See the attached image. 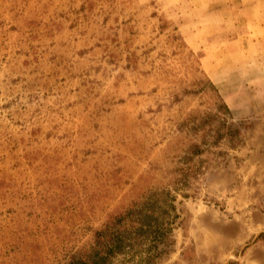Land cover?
Here are the masks:
<instances>
[{
    "label": "rangeland",
    "instance_id": "1",
    "mask_svg": "<svg viewBox=\"0 0 264 264\" xmlns=\"http://www.w3.org/2000/svg\"><path fill=\"white\" fill-rule=\"evenodd\" d=\"M206 78L231 114L182 177ZM145 199L110 264H264V0H0V264H52Z\"/></svg>",
    "mask_w": 264,
    "mask_h": 264
},
{
    "label": "trees",
    "instance_id": "2",
    "mask_svg": "<svg viewBox=\"0 0 264 264\" xmlns=\"http://www.w3.org/2000/svg\"><path fill=\"white\" fill-rule=\"evenodd\" d=\"M199 72L201 73V71ZM206 80V83L200 86V90L205 93L207 88H211L216 98L221 102V105L216 108V113L212 115V118L210 115H206L204 118L201 117L198 123L191 128L194 134H200V136L203 138L206 136V138H204L200 144L192 143L189 148L187 147L184 153L177 156L178 163L186 167L178 169L182 177L187 176L186 170L192 171V167H190L189 164L192 162L193 158L203 153V148H201L200 145L205 147L211 146L212 141L208 138L210 137L209 133L212 132L209 127L211 125L210 122L215 118H222L223 120L226 114H231L209 79L206 78ZM214 104L215 102H212V105ZM224 123L225 122H222V125ZM183 125L187 126L185 123H183ZM223 136L224 132L217 129V136L214 141L222 139ZM144 202V205L139 208L138 212L134 211L136 210L134 209L135 205H132L130 208H122L116 213L109 215L102 226L93 231L89 240L81 246L70 247L69 249L64 248L61 251V253H64H62L59 258H54L52 264H110L112 259L130 249L134 241H138V243L141 242L146 233L154 227V215H152V213L155 202L151 199H145ZM131 215L136 220H128V217Z\"/></svg>",
    "mask_w": 264,
    "mask_h": 264
}]
</instances>
